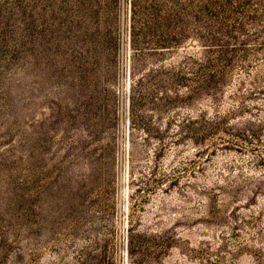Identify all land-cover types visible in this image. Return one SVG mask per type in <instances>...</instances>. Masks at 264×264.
Wrapping results in <instances>:
<instances>
[{
  "label": "rangeland",
  "instance_id": "374dc122",
  "mask_svg": "<svg viewBox=\"0 0 264 264\" xmlns=\"http://www.w3.org/2000/svg\"><path fill=\"white\" fill-rule=\"evenodd\" d=\"M130 2L114 79L45 55L0 98V264H264V0L135 59Z\"/></svg>",
  "mask_w": 264,
  "mask_h": 264
},
{
  "label": "trees",
  "instance_id": "16d2710c",
  "mask_svg": "<svg viewBox=\"0 0 264 264\" xmlns=\"http://www.w3.org/2000/svg\"><path fill=\"white\" fill-rule=\"evenodd\" d=\"M201 1L131 0L129 39L134 59L147 52L177 49L188 39L206 50L223 49L217 39L220 33L210 26L209 0ZM121 3L0 0V98L18 87L13 76L16 71L17 75L39 72L45 55L53 57L59 77L114 79L121 45ZM191 24L197 25L193 34ZM225 33L231 38V32ZM17 58L25 63L22 69L16 65ZM213 66L209 60L207 68ZM211 83L217 82L212 75H205L201 89Z\"/></svg>",
  "mask_w": 264,
  "mask_h": 264
}]
</instances>
